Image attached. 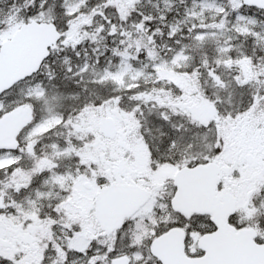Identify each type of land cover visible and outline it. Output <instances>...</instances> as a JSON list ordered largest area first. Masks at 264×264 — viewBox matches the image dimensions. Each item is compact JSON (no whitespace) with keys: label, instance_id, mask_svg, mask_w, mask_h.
<instances>
[{"label":"snow or ice","instance_id":"1","mask_svg":"<svg viewBox=\"0 0 264 264\" xmlns=\"http://www.w3.org/2000/svg\"><path fill=\"white\" fill-rule=\"evenodd\" d=\"M0 264H264V0H0Z\"/></svg>","mask_w":264,"mask_h":264}]
</instances>
